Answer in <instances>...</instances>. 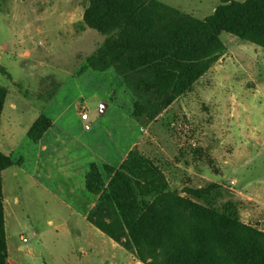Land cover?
I'll return each mask as SVG.
<instances>
[{
	"label": "rangeland",
	"instance_id": "obj_1",
	"mask_svg": "<svg viewBox=\"0 0 264 264\" xmlns=\"http://www.w3.org/2000/svg\"><path fill=\"white\" fill-rule=\"evenodd\" d=\"M159 1L198 18L221 2ZM87 4L0 0V67L10 75L0 72V84L13 91L3 114L8 140L26 133L51 96L75 91L73 78L89 70L86 58L105 36L85 26ZM221 38L226 48L215 64L149 129L145 155L175 188L220 184L219 197L201 202L217 208L233 202L242 221L264 230V49L228 33ZM14 92L21 94L17 111L8 107ZM4 207L12 264H144L25 175L5 177Z\"/></svg>",
	"mask_w": 264,
	"mask_h": 264
},
{
	"label": "trees",
	"instance_id": "obj_2",
	"mask_svg": "<svg viewBox=\"0 0 264 264\" xmlns=\"http://www.w3.org/2000/svg\"><path fill=\"white\" fill-rule=\"evenodd\" d=\"M83 22L105 36L86 58L87 68L115 69L144 128L215 64L226 48L223 33L264 49V0H221L204 18L159 0H88ZM8 92L0 84V120ZM51 126L41 113L28 136L38 142ZM13 164L0 150V264H12L2 172ZM103 171L106 177L94 162L86 175L88 191L97 196L87 218L142 263L264 264L263 229L242 221L233 202L223 208L201 202L219 197L220 184L175 188L137 146L117 168L104 164Z\"/></svg>",
	"mask_w": 264,
	"mask_h": 264
},
{
	"label": "crops",
	"instance_id": "obj_3",
	"mask_svg": "<svg viewBox=\"0 0 264 264\" xmlns=\"http://www.w3.org/2000/svg\"><path fill=\"white\" fill-rule=\"evenodd\" d=\"M24 54L30 53L25 51ZM85 67L89 69L84 70L86 74L73 78L75 91L70 88L58 91L40 111L39 115L43 113L52 120V126L38 142L28 136L30 128L16 141L7 139L9 125L5 124L4 130L2 125L7 98L13 94L9 90L0 120V150L9 155L14 164L2 172L3 197L5 203V177L17 179L25 175L36 187L96 227L87 218L97 200L86 186L91 163H97L106 177L103 165L117 168L134 146L146 154L149 129L156 126L169 107L144 128L133 116L135 98L115 69L100 72L87 68V64ZM20 95L14 92V99L8 105L11 111L19 110L15 99ZM100 102L108 104L105 113L100 112ZM82 112L88 113L87 120L82 118ZM86 123L91 124L89 129ZM157 130L162 139H169L166 131ZM20 248L27 249L25 244Z\"/></svg>",
	"mask_w": 264,
	"mask_h": 264
},
{
	"label": "built area",
	"instance_id": "obj_4",
	"mask_svg": "<svg viewBox=\"0 0 264 264\" xmlns=\"http://www.w3.org/2000/svg\"><path fill=\"white\" fill-rule=\"evenodd\" d=\"M81 116H82V118H83L84 120H87L88 117H89V115H88L87 112H82V113H81ZM85 127H86L87 129H89V128L91 127V124H90V123H86V124H85ZM23 239L26 240V238H23Z\"/></svg>",
	"mask_w": 264,
	"mask_h": 264
},
{
	"label": "water",
	"instance_id": "obj_5",
	"mask_svg": "<svg viewBox=\"0 0 264 264\" xmlns=\"http://www.w3.org/2000/svg\"><path fill=\"white\" fill-rule=\"evenodd\" d=\"M107 106H108V104L106 102H102L100 105V112L105 113Z\"/></svg>",
	"mask_w": 264,
	"mask_h": 264
}]
</instances>
